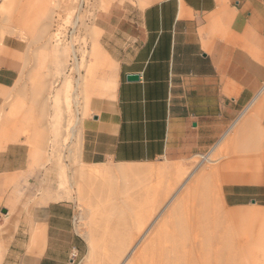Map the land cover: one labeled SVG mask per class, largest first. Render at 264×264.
<instances>
[{"label":"crops","instance_id":"crops-1","mask_svg":"<svg viewBox=\"0 0 264 264\" xmlns=\"http://www.w3.org/2000/svg\"><path fill=\"white\" fill-rule=\"evenodd\" d=\"M94 28L100 36L95 61L107 59L108 70L80 122L81 164L188 160L237 142L244 154L218 172L223 206L259 208L250 215L262 221L264 0H115L96 12ZM16 66L0 57L6 111L18 86ZM133 75L139 80L129 81ZM31 154L24 142L0 144V212L6 214L0 226L7 247L0 264H75L85 242L72 203H38L19 220L5 205L14 179L37 172Z\"/></svg>","mask_w":264,"mask_h":264},{"label":"rangeland","instance_id":"rangeland-1","mask_svg":"<svg viewBox=\"0 0 264 264\" xmlns=\"http://www.w3.org/2000/svg\"><path fill=\"white\" fill-rule=\"evenodd\" d=\"M112 1L0 0V57L19 71L7 111L5 102L0 105V144H27L37 170L32 179H14L5 202L10 217L19 220L38 203H72L85 242L75 264H131L154 235L188 261L264 264V216L250 215L259 208L230 211L222 202L218 172L244 154L237 142L188 160L81 164L80 122L108 70L107 59L95 61L100 36L94 17ZM170 168L178 171L168 174ZM4 232L0 226V257L7 251ZM189 241L197 242V256L186 247Z\"/></svg>","mask_w":264,"mask_h":264},{"label":"bare ground","instance_id":"bare-ground-1","mask_svg":"<svg viewBox=\"0 0 264 264\" xmlns=\"http://www.w3.org/2000/svg\"><path fill=\"white\" fill-rule=\"evenodd\" d=\"M72 50H74V49H72ZM74 55L75 54H73V56ZM71 129H74V128H71ZM206 159H208V158H206ZM176 171H178V168H170L167 170L168 174L169 173L172 174L173 172H176ZM162 191L164 192V190H162ZM195 224L199 227L198 222H195ZM144 227L145 226H143L142 229ZM193 228L194 227L191 226L189 229L191 230ZM141 232H142V230H141ZM154 238H155V235L153 238L150 237V239L136 253L135 258L131 264H202L200 262L199 257L194 258L192 261H188V259H185V256H183L182 254H179L177 252L178 248L175 251V250L171 249L170 247L167 248V247L160 246L159 243H156L155 241H153ZM187 244L189 245L191 251L194 252L193 255L197 256V250H198L197 242L196 241H189L186 243V247H187ZM184 249H185V243L183 246V250Z\"/></svg>","mask_w":264,"mask_h":264},{"label":"water","instance_id":"water-1","mask_svg":"<svg viewBox=\"0 0 264 264\" xmlns=\"http://www.w3.org/2000/svg\"><path fill=\"white\" fill-rule=\"evenodd\" d=\"M128 80L129 81H138L139 80V76H136V75L128 76Z\"/></svg>","mask_w":264,"mask_h":264}]
</instances>
